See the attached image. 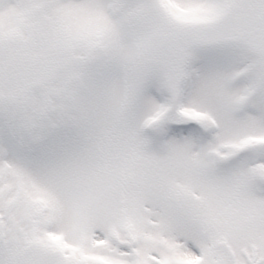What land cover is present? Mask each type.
<instances>
[{"label": "snow or ice", "instance_id": "6c2138e0", "mask_svg": "<svg viewBox=\"0 0 264 264\" xmlns=\"http://www.w3.org/2000/svg\"><path fill=\"white\" fill-rule=\"evenodd\" d=\"M0 264H264V0H0Z\"/></svg>", "mask_w": 264, "mask_h": 264}]
</instances>
